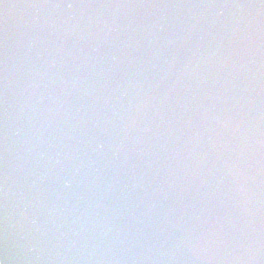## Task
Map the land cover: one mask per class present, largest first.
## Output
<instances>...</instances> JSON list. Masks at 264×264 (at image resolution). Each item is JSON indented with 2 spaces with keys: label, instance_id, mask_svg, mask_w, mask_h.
<instances>
[{
  "label": "water",
  "instance_id": "obj_1",
  "mask_svg": "<svg viewBox=\"0 0 264 264\" xmlns=\"http://www.w3.org/2000/svg\"><path fill=\"white\" fill-rule=\"evenodd\" d=\"M0 264H264V0H0Z\"/></svg>",
  "mask_w": 264,
  "mask_h": 264
}]
</instances>
